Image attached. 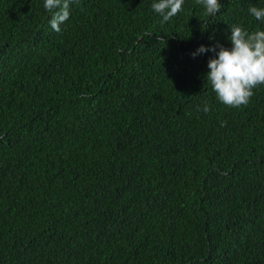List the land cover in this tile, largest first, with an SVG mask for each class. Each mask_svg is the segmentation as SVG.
I'll return each instance as SVG.
<instances>
[{"label": "trees", "instance_id": "16d2710c", "mask_svg": "<svg viewBox=\"0 0 264 264\" xmlns=\"http://www.w3.org/2000/svg\"><path fill=\"white\" fill-rule=\"evenodd\" d=\"M44 2L0 0V264H264V85L225 105L192 55L264 0Z\"/></svg>", "mask_w": 264, "mask_h": 264}, {"label": "clouds", "instance_id": "9594fccd", "mask_svg": "<svg viewBox=\"0 0 264 264\" xmlns=\"http://www.w3.org/2000/svg\"><path fill=\"white\" fill-rule=\"evenodd\" d=\"M72 0H45L44 7L54 11L49 21L51 28L59 33L61 25L69 20V6ZM197 4L205 7L208 15H215L221 9L219 0H196ZM184 0H155L152 10L162 17L163 25L175 17L182 9ZM249 13L255 19L264 21V8L251 6ZM231 35L228 37L232 47L220 46L211 49L201 45L192 55L212 51L216 55L208 62L210 71L206 74L207 84L220 102L225 105L239 107L247 105L253 95V89L264 85V30L249 33L237 25L230 26ZM207 107L205 111H207ZM226 123V122H225Z\"/></svg>", "mask_w": 264, "mask_h": 264}]
</instances>
